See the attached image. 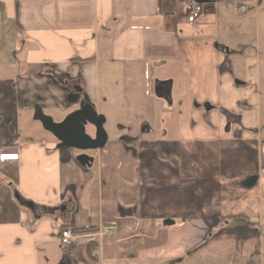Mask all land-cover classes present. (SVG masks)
I'll return each mask as SVG.
<instances>
[{
  "label": "crops",
  "instance_id": "0c3cea01",
  "mask_svg": "<svg viewBox=\"0 0 264 264\" xmlns=\"http://www.w3.org/2000/svg\"><path fill=\"white\" fill-rule=\"evenodd\" d=\"M182 1L0 0V147L19 155L0 164V264H264V0H193L194 22ZM126 70L160 77L158 137L83 165L33 118L75 110L70 83L102 104L99 78ZM63 227L110 232L64 247Z\"/></svg>",
  "mask_w": 264,
  "mask_h": 264
},
{
  "label": "rangeland",
  "instance_id": "374dc122",
  "mask_svg": "<svg viewBox=\"0 0 264 264\" xmlns=\"http://www.w3.org/2000/svg\"><path fill=\"white\" fill-rule=\"evenodd\" d=\"M234 12L238 14V12ZM225 16V18L228 17L227 14ZM147 76L149 75L146 72L126 70L124 73L118 72L114 77L105 78L101 76L99 78L100 94L105 92L106 95H101L103 102L100 105L95 104V108L97 113L105 118L103 127L109 140L122 138L151 139L155 137V133L156 137L161 134L159 127L164 130L163 118L165 114L163 108L166 109L167 105L157 90L154 89L153 93L150 88V83L153 82L154 85H157L160 77L154 74V81L149 77L147 82ZM109 79L112 84L107 88ZM58 113L56 111L55 116L51 117L60 119L62 114ZM157 129L158 131H155ZM86 131L93 136L94 128L92 126L87 125ZM80 151H78L79 154L83 152L87 155H90L91 152V150ZM186 257L183 253L179 254V258H184L185 261L188 260ZM153 261L154 264H176V261L170 260V257L164 254L154 258Z\"/></svg>",
  "mask_w": 264,
  "mask_h": 264
},
{
  "label": "water",
  "instance_id": "95a60500",
  "mask_svg": "<svg viewBox=\"0 0 264 264\" xmlns=\"http://www.w3.org/2000/svg\"><path fill=\"white\" fill-rule=\"evenodd\" d=\"M66 100L69 104H77L78 107L68 113L61 121H54L51 116L44 114L39 106L34 107L33 118L39 120L43 128L58 139L64 148L85 151L104 146L108 140L103 127L105 118L97 113L94 104L82 93V87L76 85L73 91L67 93ZM87 125L94 128L93 136L86 132ZM77 158L83 165H89L92 160L85 153L79 154ZM14 197L20 204L34 210L33 204L23 201L17 193L14 194Z\"/></svg>",
  "mask_w": 264,
  "mask_h": 264
},
{
  "label": "built area",
  "instance_id": "2783aa9c",
  "mask_svg": "<svg viewBox=\"0 0 264 264\" xmlns=\"http://www.w3.org/2000/svg\"><path fill=\"white\" fill-rule=\"evenodd\" d=\"M182 5L185 12V17L188 22H194L202 13L203 6L199 2L193 0H183ZM238 10L242 16L248 12L245 5H240ZM18 153L14 150L0 147V164L18 160ZM110 230L107 227H100L93 230L77 232L70 227L60 229V243L64 247L74 245H94L97 244Z\"/></svg>",
  "mask_w": 264,
  "mask_h": 264
},
{
  "label": "trees",
  "instance_id": "16d2710c",
  "mask_svg": "<svg viewBox=\"0 0 264 264\" xmlns=\"http://www.w3.org/2000/svg\"><path fill=\"white\" fill-rule=\"evenodd\" d=\"M74 231H77V232H83V231H88V230H93L95 228H72Z\"/></svg>",
  "mask_w": 264,
  "mask_h": 264
},
{
  "label": "flooded vegetation",
  "instance_id": "af4514ba",
  "mask_svg": "<svg viewBox=\"0 0 264 264\" xmlns=\"http://www.w3.org/2000/svg\"><path fill=\"white\" fill-rule=\"evenodd\" d=\"M76 85H77L76 83H70V90L69 91H73L74 90V87ZM80 96H82V95H80Z\"/></svg>",
  "mask_w": 264,
  "mask_h": 264
}]
</instances>
